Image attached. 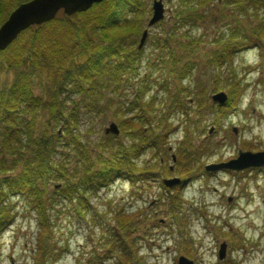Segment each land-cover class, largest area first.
Masks as SVG:
<instances>
[{
  "label": "trees",
  "instance_id": "trees-1",
  "mask_svg": "<svg viewBox=\"0 0 264 264\" xmlns=\"http://www.w3.org/2000/svg\"><path fill=\"white\" fill-rule=\"evenodd\" d=\"M27 1L0 0V25L18 5ZM186 1L192 0H180V3L194 12L212 0H194L193 7ZM222 4L233 7L239 16L253 20L246 25L238 24L233 32L229 29L219 34L215 40L218 46L205 62L213 70L214 80L224 69L230 70L225 86L214 82L209 90L211 93L226 91L228 100L223 106L210 102L206 88L190 86L187 80L195 64L188 60L178 66L173 50L166 56L160 55L157 63L158 68L163 64L165 71L166 79L159 86L166 93L168 104L161 101L160 107L153 110L156 95L150 93V74L136 87L138 82H134L138 80L143 48L134 46L150 14L145 0H104L70 17L59 11L51 21L21 32L10 46L0 51V236L14 221L12 201L22 199L35 214L36 252L46 258L47 239L52 235L49 215L52 205L45 197L44 185L52 174H58L55 177L65 181L54 193H59L64 201L77 198L80 206L87 204L85 193L95 195L117 180L131 184L150 182L152 166L139 170L136 161L145 151L163 150L167 154V139L173 128L181 133L175 148V172L181 182L170 189L160 186L166 191L164 210L178 220L174 224L183 229L179 230L183 235L186 224L176 218L183 203L182 190L185 184L193 183L200 176L211 175L203 170L202 163L215 154L217 143L221 142L213 137L231 118L246 92V85L234 72V59L252 49L264 59L263 1L222 0ZM156 40L153 47L159 49L160 38ZM34 79L41 87L37 95L33 91ZM129 87H135L130 99L124 93ZM111 94H118L113 115L121 137L132 142L126 146L119 138L105 135L95 144L96 152H91L78 136L71 135V130L80 121V110L91 113L102 108L111 101ZM71 95L75 98L71 99ZM40 114L47 116L45 130L35 135ZM209 114L214 117V135L205 137L204 120ZM174 116L180 119L177 127L173 126ZM57 126H63L67 138L58 137ZM60 142L75 150L78 169H74V181L65 178L61 164L52 162L54 149ZM119 219L123 221L119 226L121 234L115 233L113 242L116 239L117 250L124 251V256L115 264H128L131 253L124 233L130 218L127 215ZM55 254L50 253L53 258ZM111 256L104 253L88 260V264H103Z\"/></svg>",
  "mask_w": 264,
  "mask_h": 264
},
{
  "label": "rangeland",
  "instance_id": "rangeland-1",
  "mask_svg": "<svg viewBox=\"0 0 264 264\" xmlns=\"http://www.w3.org/2000/svg\"><path fill=\"white\" fill-rule=\"evenodd\" d=\"M153 1L145 0L150 14H147L142 30H147V36L142 47L138 80L134 82H138L136 87L150 74V93L156 95L153 110L160 107L161 101L167 105L166 93L159 86L166 79L165 71L163 64L160 63L159 68L158 64L160 55L166 56L173 50L178 66L188 60L194 62L187 82L190 86L206 88L210 100V96L215 94L209 91L213 83L225 86L231 74L229 69H224L214 80L213 70L205 66L207 58L218 46L215 40L229 29L235 31L234 27L240 23H253L252 17L239 16L233 7L224 6L222 0L209 1L194 12L187 10L180 0H162L163 19L148 27ZM186 2L193 7L195 1ZM141 34L136 38L135 48ZM157 38H160L159 49L153 47ZM233 66L237 78L246 85V92L231 118L213 137L221 143H217L213 156L204 159L203 170L208 165L236 158L239 150L257 152L264 148V59L259 57L257 50H247L234 59ZM38 83L34 79L35 95L41 91ZM134 88L129 87L124 92L129 99L134 95ZM218 92L227 95L225 90ZM112 96L110 102L91 113L80 110V121L71 130V135L78 136L91 152H96L95 144L105 136L103 131L109 123H115L118 128L113 115L118 105V94ZM70 97L75 98L73 95ZM46 117L45 114L37 117L35 135L45 130ZM213 120L211 114L204 120L205 137L214 135V131L208 134L210 127L215 128ZM179 121V117L174 116L173 126L177 127ZM233 128L237 129L236 134L232 132ZM172 130L167 139V154L163 150L145 151L136 161L139 170L152 166L150 174H153V179L150 182L131 184L117 180L110 187L99 189L95 195L85 193L87 204L80 206L77 198L64 201L59 193H54L63 187L65 181L56 178L58 174H52L44 185L45 197L52 205L49 214L52 235L47 239L49 250L46 258L39 257L36 252L38 228L34 212L22 199H12L15 216L13 223L0 236V264H88V260L104 253L112 256L103 264H115L124 256V251H118L113 235L121 234L119 226L123 221L119 218L127 215L130 220L123 233L126 234L127 250L131 253L128 264H176L179 256L192 260L194 264H264V172L230 173L220 170L185 184L183 203L179 217H176L181 224H186L183 235L180 234L183 229L174 224L178 220L164 210L166 191L160 186L163 180H179L172 187L163 184L166 189L177 187L181 182L175 172V148L181 133L178 129ZM55 131L59 132V138L68 137L63 126H57ZM229 133L232 135L228 136ZM108 135L119 138L126 146L132 142L122 138L120 131L119 135ZM62 144L60 142L55 147L52 162L61 164L65 178L74 181L76 174L73 172L78 169L75 150ZM91 157L94 160V156ZM222 243L226 246L225 256L219 260L218 249ZM50 253H56L54 258L59 254V258L54 259Z\"/></svg>",
  "mask_w": 264,
  "mask_h": 264
},
{
  "label": "water",
  "instance_id": "water-1",
  "mask_svg": "<svg viewBox=\"0 0 264 264\" xmlns=\"http://www.w3.org/2000/svg\"><path fill=\"white\" fill-rule=\"evenodd\" d=\"M104 0H29L18 5L0 25V51L6 49L24 30L31 26H38L49 22L59 11L67 17L76 13L87 11L92 5L101 3ZM264 3V0H262ZM152 14L148 20V27L153 26L163 19L164 8L162 0H155L152 3ZM147 30H144L140 36L138 49H141L145 43ZM211 102L218 106H223L227 102V95L224 92H218L210 96ZM213 127H210L208 134L213 132ZM236 134L237 129H232ZM104 134L119 135V130L115 123H109L104 129ZM174 160V157H173ZM264 166V150L259 152L241 151L237 152L236 158L223 163L211 164L204 168L206 172H216L220 170H229L241 172L247 169H257ZM178 179L163 180L166 187H172L178 184ZM226 246L224 243L219 245L218 259L222 260L225 256ZM176 264H194L192 260L179 256Z\"/></svg>",
  "mask_w": 264,
  "mask_h": 264
},
{
  "label": "flooded vegetation",
  "instance_id": "flooded-vegetation-1",
  "mask_svg": "<svg viewBox=\"0 0 264 264\" xmlns=\"http://www.w3.org/2000/svg\"><path fill=\"white\" fill-rule=\"evenodd\" d=\"M262 150H264V148H261V149H259L258 151H262ZM245 173H251V172H255V173H259V172H264V167L263 168H260V169H255V170H247V171H244ZM243 172V173H244Z\"/></svg>",
  "mask_w": 264,
  "mask_h": 264
}]
</instances>
